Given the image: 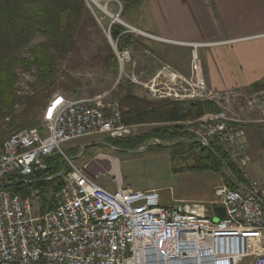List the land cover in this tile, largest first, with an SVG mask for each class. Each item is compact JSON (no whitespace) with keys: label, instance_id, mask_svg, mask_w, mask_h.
I'll use <instances>...</instances> for the list:
<instances>
[{"label":"built area","instance_id":"2783aa9c","mask_svg":"<svg viewBox=\"0 0 264 264\" xmlns=\"http://www.w3.org/2000/svg\"><path fill=\"white\" fill-rule=\"evenodd\" d=\"M148 88L159 100L216 96L195 54L190 76L164 66ZM249 104L264 125V89L253 93ZM246 123L221 111L185 124L203 146L218 142L235 156L247 149ZM137 127L123 123L120 102L111 92L84 99L57 93L39 127L10 136L0 148V182L14 177L52 180L44 174L48 159L55 157L63 164L58 175L63 183L54 207L45 211L38 192L31 197L0 192V264H264V185L252 183L246 193L220 187L218 201L209 208L180 201L165 206L158 190L101 186L100 156L78 167L64 149L97 136L125 139ZM84 155L82 151L79 157ZM219 206L226 209L225 219L216 220L213 208Z\"/></svg>","mask_w":264,"mask_h":264},{"label":"trees","instance_id":"16d2710c","mask_svg":"<svg viewBox=\"0 0 264 264\" xmlns=\"http://www.w3.org/2000/svg\"><path fill=\"white\" fill-rule=\"evenodd\" d=\"M118 1L123 6V16H126L145 0ZM88 23L95 24V20L85 0H0V148L13 134L38 127V115H43L58 92L75 94L74 86L79 82L62 70V64L78 51V38ZM110 35L120 55L134 47L135 36L125 27L113 24ZM37 37L40 41L33 43ZM103 64L114 73L119 70V57L109 44ZM18 70L31 78L25 90L19 87ZM263 88L264 81L254 84L250 90ZM118 91L120 96L114 91L111 94L120 102L124 124L157 127L129 138L110 139V142H117L125 150H135L151 140L173 142L170 153L173 164L183 163V168L193 172L221 173L228 168L237 179L239 189L246 193L249 184L225 149L218 142L211 143L209 147L195 142L187 129L178 124L221 112L218 102L151 100L134 94L129 81L121 83ZM155 148L167 149L161 145ZM48 161L49 169L44 175L52 177V180L39 182L8 178L0 182V192L12 191L22 197H31L38 192L36 197L42 204V210L53 208L55 194L63 183L58 177L63 164L55 157ZM230 180L227 184L235 189L237 185L231 184Z\"/></svg>","mask_w":264,"mask_h":264},{"label":"rangeland","instance_id":"374dc122","mask_svg":"<svg viewBox=\"0 0 264 264\" xmlns=\"http://www.w3.org/2000/svg\"><path fill=\"white\" fill-rule=\"evenodd\" d=\"M96 1L103 9L118 17V21L100 10L91 0H85L95 24L88 23L85 26L84 33L78 38V51L62 64V70L77 80L79 85L74 86L75 94L63 91L58 93H62L70 99L91 98L113 91L116 94L119 93V85L124 81H129L133 85L134 94L153 99L150 96L148 85L164 66H170L176 72L177 67L187 69L190 64V52L187 53V50L172 44H163L152 40L148 37L149 35L139 30V27L148 25V20L145 15L141 14L139 7L123 16V6L120 1ZM113 24L125 27L135 36L134 47L132 46L124 55H120L123 58L122 69L119 63L117 73L108 70L103 64V58L107 56L108 44L116 52L115 47L117 48V46L110 35ZM38 41H40L39 37L33 43ZM25 56L28 57L27 54ZM18 73L19 87L21 90H25L27 82L31 81V78L21 70H18ZM259 91L249 89L213 98L219 102L222 111L232 117L247 121L243 125L247 149L230 157L242 171L245 181L249 184L248 187L255 182L264 185V125L260 123L259 111L249 104L251 95ZM120 95L121 93H119ZM111 97L117 99L112 94ZM41 119L42 113L37 117L40 125ZM185 123L178 124L183 125L193 136L194 141L200 143L197 137L188 130ZM154 127L157 126H138L134 136L145 133ZM109 140L103 136L85 138L65 146L64 149L78 167L83 166L86 162L92 163L101 155L107 157L109 162L98 172V184L110 190H114L118 184L131 186L134 190H158L165 206L180 201L201 203L209 208L218 201L216 198L217 189L229 187L227 182L230 178L233 179L232 172L228 168L223 169L221 173L193 172L183 168L185 167L183 163L173 164L170 155L173 142L151 140L135 150H125L119 147L117 142ZM156 145L167 149L158 150L155 148ZM150 147L152 148L148 150ZM82 151L85 155L79 157ZM40 205L42 207V204Z\"/></svg>","mask_w":264,"mask_h":264},{"label":"crops","instance_id":"0c3cea01","mask_svg":"<svg viewBox=\"0 0 264 264\" xmlns=\"http://www.w3.org/2000/svg\"><path fill=\"white\" fill-rule=\"evenodd\" d=\"M139 10L148 20L141 32L190 52L179 74L190 76L193 54L200 58L216 96L264 81V0H145Z\"/></svg>","mask_w":264,"mask_h":264},{"label":"water","instance_id":"95a60500","mask_svg":"<svg viewBox=\"0 0 264 264\" xmlns=\"http://www.w3.org/2000/svg\"><path fill=\"white\" fill-rule=\"evenodd\" d=\"M115 20H117V18L115 19ZM127 26V25H126ZM128 28H130V29H132V30H134V31H136V32H139V31H137V30H135V29H133V28H131V27H128ZM140 33V32H139ZM115 50H116V53H117V48L115 47ZM119 63H120V67H121V69H122V60L121 59H119ZM233 179L231 180V184H236L237 186H236V189H239L240 188V185L238 184V181H237V179L233 176L232 177ZM213 211H214V213H215V215H216V220H222V219H225L226 218V214H227V212H226V209L224 208V207H221V206H219V207H214L213 208Z\"/></svg>","mask_w":264,"mask_h":264},{"label":"bare ground","instance_id":"6f19581e","mask_svg":"<svg viewBox=\"0 0 264 264\" xmlns=\"http://www.w3.org/2000/svg\"><path fill=\"white\" fill-rule=\"evenodd\" d=\"M100 10H102L104 13H106L108 16H110L111 18H113L114 20L118 17L113 16L111 13H109L108 11H106L105 9L102 8V6L100 5V3L96 0H91ZM118 21V20H117ZM25 88V87H24ZM109 162V160H107V157L105 156H100L98 158V160L96 161L97 165L99 166V168L101 167L104 168L105 165Z\"/></svg>","mask_w":264,"mask_h":264}]
</instances>
